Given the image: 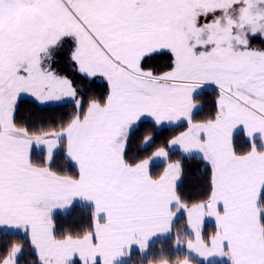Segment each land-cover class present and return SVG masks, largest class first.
I'll use <instances>...</instances> for the list:
<instances>
[{"label":"snow or ice","instance_id":"obj_1","mask_svg":"<svg viewBox=\"0 0 264 264\" xmlns=\"http://www.w3.org/2000/svg\"><path fill=\"white\" fill-rule=\"evenodd\" d=\"M225 262L264 264V0H0V264Z\"/></svg>","mask_w":264,"mask_h":264},{"label":"trees","instance_id":"obj_2","mask_svg":"<svg viewBox=\"0 0 264 264\" xmlns=\"http://www.w3.org/2000/svg\"><path fill=\"white\" fill-rule=\"evenodd\" d=\"M21 110H22V113H25V114H27L28 112L36 111L30 103L22 104L21 105ZM56 115L57 114L55 112H52V113L46 114L43 118L47 119V118L51 117L52 119H55ZM197 175H199V171L197 169H195L194 167H192V168L189 169V174L185 178L184 188H185V190L188 193H190L192 195H195L196 192H197L195 181L193 179ZM70 212H71V214L69 216H65L64 217V220L69 221V222L74 221L77 218H79L82 215H84L86 210L81 208V207H77L74 210H70ZM207 225L209 227V230L211 231L212 230V226H214V225H212V224H207ZM167 247H168V245L166 244L165 248L167 249ZM134 259H135V257H134Z\"/></svg>","mask_w":264,"mask_h":264},{"label":"crops","instance_id":"obj_3","mask_svg":"<svg viewBox=\"0 0 264 264\" xmlns=\"http://www.w3.org/2000/svg\"><path fill=\"white\" fill-rule=\"evenodd\" d=\"M207 222H210L212 225H214V222H212V221H207ZM207 222H206V223H207ZM225 263H226V262H225Z\"/></svg>","mask_w":264,"mask_h":264},{"label":"rangeland","instance_id":"obj_4","mask_svg":"<svg viewBox=\"0 0 264 264\" xmlns=\"http://www.w3.org/2000/svg\"><path fill=\"white\" fill-rule=\"evenodd\" d=\"M207 224H211V223H210V222H207ZM207 228H208L207 230L210 231V230H209V227H207Z\"/></svg>","mask_w":264,"mask_h":264}]
</instances>
